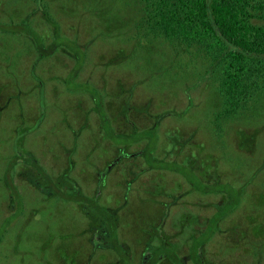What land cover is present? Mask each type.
<instances>
[{"label": "rangeland", "instance_id": "rangeland-1", "mask_svg": "<svg viewBox=\"0 0 264 264\" xmlns=\"http://www.w3.org/2000/svg\"><path fill=\"white\" fill-rule=\"evenodd\" d=\"M42 3L63 35L37 63L34 36L5 28L37 25L50 41L40 7L0 0V231L12 221L0 233V264H264V95L258 109L254 101L224 115L220 68L208 72L203 53L162 37L146 52L113 34V9L103 16L98 0ZM74 47L84 53L76 68ZM90 90L105 101L109 127ZM147 139L154 149L144 157ZM16 154L55 185L19 159L18 213L4 172Z\"/></svg>", "mask_w": 264, "mask_h": 264}, {"label": "trees", "instance_id": "trees-1", "mask_svg": "<svg viewBox=\"0 0 264 264\" xmlns=\"http://www.w3.org/2000/svg\"><path fill=\"white\" fill-rule=\"evenodd\" d=\"M42 1L44 0H33V3L40 7L43 19L52 28L51 40L47 41L48 43L42 37L41 32L34 29L37 25L31 27L24 22L20 26L14 24L8 29L5 28L10 33L25 32L27 35L34 36L36 55L34 54L33 60H36L37 63L48 58L58 47L59 44L52 45L53 37L63 35L60 32V25L53 20L49 13L48 4L42 3ZM98 1L100 2L97 4L100 7L98 10H101L103 16L107 17L109 14L107 10L113 9L112 15L110 13L106 20H115V23L111 24L114 35L116 32H125L126 38L132 40L133 43L136 42L137 46L140 43L139 47L144 48L146 52L150 49L153 38L162 37L169 43L178 44L177 47L187 54L191 55L194 50L203 53L205 59L210 60L211 66L207 69L208 72L214 66L220 68L217 75L220 80L218 93L224 101L229 102L224 107V112L222 111L224 115L235 116L234 112L241 110L240 108L244 104L246 109L248 103L254 101L257 102H254L257 104V109L259 108L258 104L264 95V0H103L102 4L101 0ZM98 10H95L97 16L101 15ZM121 15H123L122 19ZM76 43L79 44L78 41ZM77 44L76 47H78ZM70 50L74 54L72 55L75 58L74 67L76 68L83 60L84 53L80 51L82 49L76 50L75 47ZM75 68L72 71H79ZM40 70L44 71L42 68ZM76 74L73 75V81ZM89 95L95 102L92 109L100 120L108 122L109 127L111 125L110 116L106 111L105 101L93 90H90ZM247 109L250 110L251 107ZM157 125L158 122H154V126ZM119 136H121L120 133ZM145 139L142 135L131 140L130 143ZM152 144L151 140L147 139L142 150L144 157L150 155L149 153V155H145L147 148L150 147L151 152L154 149ZM21 158L26 165L37 171L42 179L48 180L49 187L55 186L43 167L30 155L27 154V157L17 154L11 156L13 161L8 160L4 172L9 181L7 189L14 193L12 197L16 199L10 201V209L13 210L12 205L15 204L17 213L21 212L24 200L17 189L12 174L15 165ZM191 183L193 184V182ZM57 192L71 201L80 202L83 200L87 202L99 214L104 212V208L97 203L96 199L82 195H66L61 190ZM11 222V218L7 216L3 231H0L2 237L7 229L6 226L8 227ZM107 223L109 225L108 220ZM111 235L116 237V234L111 233ZM115 245L110 246L116 250L117 254L125 256L126 253L122 254V250ZM158 261L154 257L150 264H156Z\"/></svg>", "mask_w": 264, "mask_h": 264}, {"label": "flooded vegetation", "instance_id": "flooded-vegetation-1", "mask_svg": "<svg viewBox=\"0 0 264 264\" xmlns=\"http://www.w3.org/2000/svg\"><path fill=\"white\" fill-rule=\"evenodd\" d=\"M164 243V242H163Z\"/></svg>", "mask_w": 264, "mask_h": 264}]
</instances>
